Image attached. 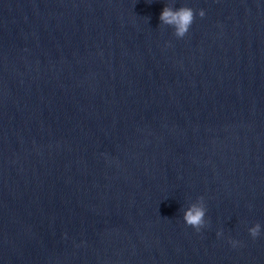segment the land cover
<instances>
[{"label":"clouds","instance_id":"9594fccd","mask_svg":"<svg viewBox=\"0 0 264 264\" xmlns=\"http://www.w3.org/2000/svg\"><path fill=\"white\" fill-rule=\"evenodd\" d=\"M205 11L201 9L199 16L203 18ZM196 18V11L189 6H181L176 9L173 5L167 4L159 19L161 24L170 26L174 29V35L177 38H184L192 27ZM207 207L204 202V198L200 197L196 202L190 204V206L184 211L183 220L187 226L200 232L202 229L209 225V221L206 220ZM249 235L253 240L259 238L262 234V225L256 223L254 226L248 229ZM218 237L223 235V232H217ZM229 243L236 247L240 244V241L230 239Z\"/></svg>","mask_w":264,"mask_h":264}]
</instances>
